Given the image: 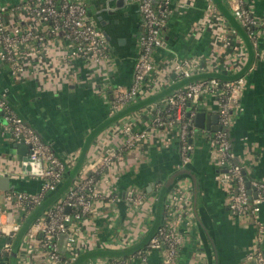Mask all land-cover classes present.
I'll return each mask as SVG.
<instances>
[{
    "label": "crops",
    "instance_id": "obj_1",
    "mask_svg": "<svg viewBox=\"0 0 264 264\" xmlns=\"http://www.w3.org/2000/svg\"><path fill=\"white\" fill-rule=\"evenodd\" d=\"M15 1L1 0L0 5ZM126 1L124 4L122 0H86L94 21L109 36L112 51L110 66H97L83 58L74 59L69 64H49L45 61L35 67L36 71L32 74L17 77L12 75L8 65L0 62V95H4L13 110L52 145L56 154H67V168L79 174L83 169H95L102 156L124 143V137L116 133L117 123L113 124L117 114L124 111L131 113L147 104L154 105L178 89V84L185 79H178L174 71L177 60L193 58L206 62L214 67L208 71L210 76L217 75L222 80L238 74L246 75L242 110L234 111L230 138L236 162L244 167L249 181H264V27L257 30V46L241 27L244 47L231 58L220 42L226 23L237 25L230 16L227 0L218 1V4L215 0H175L160 31L161 44L153 53L154 70L139 96L112 115L109 97L117 86H129L132 82L139 52L136 34L138 36L142 29L138 5L132 0ZM247 1L252 14L264 21V0ZM154 2L158 4L160 0ZM210 4L218 7L226 21L219 22L206 16ZM110 8L116 14L111 15ZM174 84L177 86L171 87ZM217 108L218 97L204 94L199 112L210 117ZM142 111L144 114L134 123L135 129H153L152 107H145ZM2 123L3 113L0 110V175L11 178V185L16 190L37 192L42 185L41 179L23 172L16 153L17 140L3 131ZM209 131L212 132L206 127H196L192 138L196 145L194 158L187 166L181 164L175 129L166 132V135L154 129L147 139L126 150L124 158L117 161L110 182L113 191L122 197L113 223H108L109 216L114 213L112 204L104 205L98 214L87 220L85 233L91 236V241L85 253L73 264L80 260V264H105L110 257L96 252L118 249L120 236L132 235L135 237L134 244L139 242L142 245L140 248L146 246L163 222L162 214L158 220L157 213H162L166 195L183 177H188L191 183L192 219L183 227L185 240L175 264H255L249 254L256 242L257 225L248 217H238L230 211L229 185L217 179L220 170L208 143ZM168 137H172L171 142H167ZM184 168L193 172L196 183L190 175L183 174L166 188L170 178ZM196 184L199 218L194 212ZM131 190L144 195L139 208L127 200ZM5 191L0 189L1 206H5L2 199ZM160 193L165 194L161 200ZM3 208H6L8 216H15L23 223L11 241H8L7 234L0 236V248L10 242L17 253L15 257L12 254L4 257L2 263L52 264L43 251L37 250L38 244L27 235L29 213L15 205ZM8 216L3 215V218ZM260 218L264 222V204ZM162 254L161 250L149 251L147 264H162ZM125 257L127 264H139L131 260L130 254Z\"/></svg>",
    "mask_w": 264,
    "mask_h": 264
},
{
    "label": "built area",
    "instance_id": "obj_2",
    "mask_svg": "<svg viewBox=\"0 0 264 264\" xmlns=\"http://www.w3.org/2000/svg\"><path fill=\"white\" fill-rule=\"evenodd\" d=\"M132 1L138 5L142 15V29L138 35L139 52L131 84L117 86L109 97L112 115H116L139 96L144 83L154 70L153 53L161 44L160 31L167 22L169 9L175 0H160L158 4L154 0ZM227 2L253 45L257 46V30L264 27V21L252 14L247 0ZM206 16L215 21H226L214 4L209 5ZM226 24L220 42L225 45V53L232 58L244 47V39L235 26ZM111 54L107 35L94 21L86 0H17L0 5V62L8 65L14 76L32 74L36 71L35 67L45 61L49 64H69L74 59L83 58L97 66H110ZM213 68L208 63L193 58L177 60L174 63L178 79L208 73ZM245 76L239 75L227 80L216 76L201 77L172 91L156 104H147L116 120L113 123H117L116 133L124 137V143L102 156L95 169L81 170L63 196L28 227L27 235L38 244L37 250L43 251L52 264H73L85 253L91 241V236L85 233L87 220L93 214H98L104 205L112 204L114 213L108 219V223L112 224L118 204L122 200L110 187L117 161L124 158L126 150L147 139L154 129L164 132L165 135L175 129L181 164L187 166L192 163L196 149L192 138L196 132V117L200 111L201 99L204 94H212L218 97V128L216 131H209L208 143L220 170L217 179L229 185V209L232 214L248 217L257 225L256 242L249 258L255 264H264V222L260 218L264 204V181H249L244 167L236 162L230 138L234 111L242 110ZM145 107H152L153 129L136 130L134 123L144 114L142 110ZM0 110L3 113V131L17 142L24 141L31 159H42L44 163L43 174L38 176L42 185L37 192H3L5 206L15 205L29 213L43 202L48 192L56 189L62 182L69 156L56 154L52 145L13 110L4 95H0ZM171 140L172 137L167 138V142ZM127 200L139 208L143 204L144 195L131 190ZM192 200L190 180L183 177L165 197L162 224L146 246L130 254L131 260L147 264L149 251L161 250L162 264H175L185 240L183 227L192 219ZM5 206L0 205V236L7 234L11 239L20 231L23 222L15 216H8L6 208H3ZM68 208L69 213L66 211ZM3 215L8 217L4 219ZM60 235H65L66 238L61 240ZM64 241L65 253L62 252ZM134 241L135 237L132 235L120 236L117 240L118 249L130 247ZM12 251L11 243H4L0 248V264H10L7 261L2 263V260L9 257ZM105 264H127V258L110 257Z\"/></svg>",
    "mask_w": 264,
    "mask_h": 264
},
{
    "label": "water",
    "instance_id": "obj_3",
    "mask_svg": "<svg viewBox=\"0 0 264 264\" xmlns=\"http://www.w3.org/2000/svg\"><path fill=\"white\" fill-rule=\"evenodd\" d=\"M218 1H222V0H215V2L218 4L219 2ZM111 2V1H109ZM127 1L126 0H122V3H126ZM223 3V2H222ZM117 6L118 7H121V5L119 3H117ZM110 14L113 15V14H116V11L115 10H112L110 8L109 10ZM230 16L235 19V21L237 22V25L235 26L239 31L241 30L240 28L242 27L241 24L238 22V20H236V18L234 17V15L232 14V12L230 11ZM118 23V22H117ZM106 35H107V38L109 40V36L106 32ZM135 37V36H134ZM137 34H136V38H137ZM211 74L210 73H203V74H198V75H195V76H192L188 79H185L182 84H174L173 86L171 87H176L179 89L180 87L184 86V84L190 82V81H193V80H196L197 79V76H201V77H209ZM239 75H242V74H238L237 76ZM213 76V75H212ZM217 76V75H216ZM199 77V78H201ZM198 78V79H199ZM146 102V101H145ZM151 103V102H150ZM142 104V103H141ZM130 112V111H129ZM128 111H124V112H121L119 114H117L115 116V118H113V122H115L116 120H118L119 118H121L123 115L129 113ZM18 114V113H17ZM23 118V117H22ZM208 118H210L208 120ZM196 124L198 127H201V128H207V129H211L212 131H216L217 128H218V113L217 111L215 112L214 111V114L212 116H206V114L204 112H199L197 114V117H196ZM15 147L17 148V155H18V159L19 161L21 162L22 164V168H23V172L28 176L30 175H34L35 177L37 176H40L41 174H43V167H44V163H43V160L42 159H38V160H32L31 157L28 155V146L24 143V141H20V142H17V144H15ZM67 175L71 176V180L67 181V184H70L71 182H73V180L75 179V177L77 176V171L75 170H69L68 168L66 169V172H65ZM183 174L185 175H190L193 179H194V183H196V177L195 175L193 174V172L189 169V168H184L178 172H176L172 178H170V180L165 184L166 188H169L174 182L175 180L178 179V177L180 176H184ZM39 178V177H38ZM177 178V179H176ZM248 185H249V182H248ZM0 189L1 190H7V191H10V190H16L15 189V186L14 185H11V178L7 177V176H2L0 175ZM16 191H25V190H16ZM27 192H31V193H34L33 191H27ZM197 192H198V188H197V184L195 186V191H194V212H195V215L197 218H199L198 216V212H197ZM68 213L70 212V208H68L66 210ZM60 238L61 240H64L66 238L65 235H60ZM8 241H11L10 238ZM142 245L138 242L136 244H133L132 246L130 247H127V248H124V249H113V250H108V252H96V254H99L101 256V254L103 256H109V257H124L126 256L127 254H130L132 253L134 250H136L137 248H140ZM262 248H263V251H264V244L262 245ZM62 252L65 253V241L62 242ZM16 251H12V255L15 257L16 256ZM82 260H80L77 264H80Z\"/></svg>",
    "mask_w": 264,
    "mask_h": 264
},
{
    "label": "trees",
    "instance_id": "obj_4",
    "mask_svg": "<svg viewBox=\"0 0 264 264\" xmlns=\"http://www.w3.org/2000/svg\"><path fill=\"white\" fill-rule=\"evenodd\" d=\"M71 176L67 175L65 173L63 180L60 184H58V186L56 187V189L48 192L43 200V202L37 206L36 208H33L31 212H29V217L26 220L27 221V226L31 225L33 223V221L40 215L42 214L48 207L52 206L61 196H63V194L68 190L70 184H67V181L71 180ZM159 199L161 200L165 194L164 193H160L159 195ZM161 212V211H160ZM158 212L157 213V219L160 220L161 219V214L162 216L164 215V209L162 211V213ZM160 213V214H159ZM31 223V224H30ZM152 234V233H151ZM151 234L148 236V239L150 238ZM153 236V235H152ZM151 236V237H152ZM136 250H134L132 253L136 252ZM130 253V254H132ZM129 255V254H127ZM126 255V256H127Z\"/></svg>",
    "mask_w": 264,
    "mask_h": 264
},
{
    "label": "flooded vegetation",
    "instance_id": "obj_5",
    "mask_svg": "<svg viewBox=\"0 0 264 264\" xmlns=\"http://www.w3.org/2000/svg\"><path fill=\"white\" fill-rule=\"evenodd\" d=\"M1 1V0H0Z\"/></svg>",
    "mask_w": 264,
    "mask_h": 264
}]
</instances>
